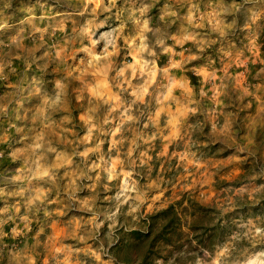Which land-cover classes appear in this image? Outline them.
Wrapping results in <instances>:
<instances>
[{"label":"clouds","instance_id":"1","mask_svg":"<svg viewBox=\"0 0 264 264\" xmlns=\"http://www.w3.org/2000/svg\"><path fill=\"white\" fill-rule=\"evenodd\" d=\"M0 264H264V0H0Z\"/></svg>","mask_w":264,"mask_h":264}]
</instances>
